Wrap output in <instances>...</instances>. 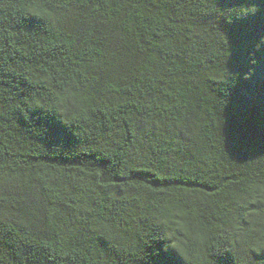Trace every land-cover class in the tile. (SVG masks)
<instances>
[{
  "label": "trees",
  "instance_id": "16d2710c",
  "mask_svg": "<svg viewBox=\"0 0 264 264\" xmlns=\"http://www.w3.org/2000/svg\"><path fill=\"white\" fill-rule=\"evenodd\" d=\"M262 45L264 0H0V264H264Z\"/></svg>",
  "mask_w": 264,
  "mask_h": 264
},
{
  "label": "snow or ice",
  "instance_id": "6c2138e0",
  "mask_svg": "<svg viewBox=\"0 0 264 264\" xmlns=\"http://www.w3.org/2000/svg\"><path fill=\"white\" fill-rule=\"evenodd\" d=\"M262 47H264V45H262ZM247 61H248V56H247ZM247 62H246V64H244V65H242V67H241V70L239 71L241 74L244 72V70H243V68H247Z\"/></svg>",
  "mask_w": 264,
  "mask_h": 264
}]
</instances>
